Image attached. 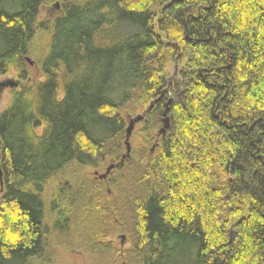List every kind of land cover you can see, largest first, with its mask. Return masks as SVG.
<instances>
[{
  "label": "trees",
  "instance_id": "16d2710c",
  "mask_svg": "<svg viewBox=\"0 0 264 264\" xmlns=\"http://www.w3.org/2000/svg\"><path fill=\"white\" fill-rule=\"evenodd\" d=\"M47 1L0 0V75L27 80ZM62 1L43 80L0 113V264L73 240L105 264H264V0ZM113 231L131 240L114 259Z\"/></svg>",
  "mask_w": 264,
  "mask_h": 264
},
{
  "label": "rangeland",
  "instance_id": "374dc122",
  "mask_svg": "<svg viewBox=\"0 0 264 264\" xmlns=\"http://www.w3.org/2000/svg\"><path fill=\"white\" fill-rule=\"evenodd\" d=\"M62 0H50L47 2H44L39 7V15H38V22H42L41 27H44V32L40 31L41 29H37L36 35L31 43L30 46V52L28 55H26L23 59V67L25 71L27 72L28 78L27 80H22L18 78L16 70L11 67L6 74L0 75V83L7 82V81H14L17 82L16 87L11 86H4L0 87V113L7 107V105L10 102L11 95L13 90H15L19 85L28 82L29 80L33 81H42L44 76L42 71L40 70V59L42 58L45 47L48 46L49 39L51 36V25L54 20V18L57 15H60L63 7H62ZM57 5V6H56ZM26 58H29L30 61H28ZM181 67V63L178 59H173L167 66L168 70V77L170 80H174L178 78V72L179 68ZM59 97L62 96L61 87L59 88V91L57 93ZM144 109V107H143ZM127 111L122 112V115L126 118V121L128 122V118L135 116L136 114H140L142 112V109H137L136 111L132 112L131 114H128ZM139 128L138 124L135 125L134 130ZM132 131V133H133ZM132 134L129 138L130 140V151L137 145H139L138 139H131ZM109 164L105 166V168ZM105 168L102 166H99L97 168H90L85 169L83 172L85 175L90 176L91 178H96L98 174L103 173L105 171ZM97 173V174H96ZM55 183L52 184V188H47L45 191V198L48 200V208L46 207L45 213L47 216H49V200L53 194V188ZM3 190V182L1 180L0 182V198L2 195ZM108 190V191H107ZM106 195H111V191L107 189ZM107 215V214H106ZM101 217V215H100ZM71 239V237H69ZM72 240V239H71ZM106 240L111 243L112 250L115 254L113 257L116 258L117 255H120L123 250L128 248L130 246V236L128 233L125 232H114L111 234H108L106 236ZM82 242V241H81ZM56 242H53V245H55ZM75 244V245H74ZM74 245V246H73ZM78 241L75 243L73 241H67V243L60 242L57 246H52V252L50 254L51 261L49 264H99L100 261H102L100 264H105L108 261V256L105 255L104 259H100V257L95 256L94 254H90L88 252L81 251L77 249ZM79 246V245H78ZM120 251V252H119ZM119 252V253H118ZM115 261V262H114ZM118 258L116 260H113L114 264H118ZM113 262L111 264H113ZM121 264H125L124 262H121Z\"/></svg>",
  "mask_w": 264,
  "mask_h": 264
},
{
  "label": "water",
  "instance_id": "95a60500",
  "mask_svg": "<svg viewBox=\"0 0 264 264\" xmlns=\"http://www.w3.org/2000/svg\"><path fill=\"white\" fill-rule=\"evenodd\" d=\"M26 59L31 62V60H29V58H26ZM7 85L11 86V87H16L18 84H17V82H14V81H7V82L0 83V87H4V86H7ZM163 116H164V118H163V126L160 129L159 133L164 132L169 127V121H168V117L166 115V112H164ZM143 119H144V114H142V113L136 114L135 116H132V117L128 118L127 126L125 128V142H124L125 153L123 154V156L121 158V162L123 161V159L126 156L129 155V152H130V140H129V138H130V136L132 134V131H133L135 125L137 123L141 122ZM117 165L118 164H115V163L109 164L105 168V171L103 173H100V174H98L96 176H98L99 179H103V180L106 179V177L109 174V172ZM1 180H2V174H1V171H0V182H1Z\"/></svg>",
  "mask_w": 264,
  "mask_h": 264
},
{
  "label": "flooded vegetation",
  "instance_id": "af4514ba",
  "mask_svg": "<svg viewBox=\"0 0 264 264\" xmlns=\"http://www.w3.org/2000/svg\"><path fill=\"white\" fill-rule=\"evenodd\" d=\"M56 6H57V5H56ZM61 14H62V12H61ZM61 14H60V15H61ZM58 16H59V15H57L56 17H58ZM56 17H55V18H56ZM2 191H3V190H2Z\"/></svg>",
  "mask_w": 264,
  "mask_h": 264
}]
</instances>
